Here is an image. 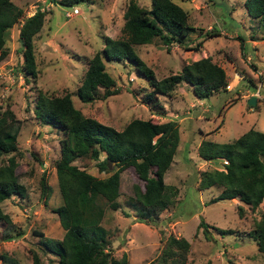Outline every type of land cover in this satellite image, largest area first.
I'll use <instances>...</instances> for the list:
<instances>
[{
	"label": "rangeland",
	"instance_id": "obj_1",
	"mask_svg": "<svg viewBox=\"0 0 264 264\" xmlns=\"http://www.w3.org/2000/svg\"><path fill=\"white\" fill-rule=\"evenodd\" d=\"M130 1L147 9L151 6V0H90L78 5L79 14L65 16L74 8L53 5L50 0H12L23 9L21 23L37 8L45 11V20L33 40L35 77H24L19 71L20 23L6 34L9 52L0 61V111L9 107L17 120L16 173L25 187L24 197L13 194L2 203L13 223L10 233L14 235L20 229L24 235L5 240L0 225V264H32L34 253L43 264H57L56 257L42 251L40 237L33 230L55 239L64 234L53 211L62 204L55 172L62 132L35 118L38 90L55 95L69 92L73 105L84 115L116 130L134 118L174 120L178 124L179 143L164 176L166 184L178 189L174 203L146 224L136 211L125 206L137 178L132 169L122 171L120 202L127 208L124 212L131 215L126 217L120 210L113 212L106 207L101 222L109 231L110 244L106 248L112 255L120 257L125 252L129 264H146L161 252L168 236L174 235L190 243L186 264H264V256L253 238L261 206L251 209L245 205L239 215L238 205L242 203L237 199L210 203L220 193V187L197 189L200 172L222 165V161L205 163L199 158L197 146L201 140L227 143L250 128L264 133V23L248 15L244 0H173L187 10V24L193 31L183 37L182 46L172 44L167 49L157 41L136 46L139 57L152 70L156 81L208 56L224 68L229 91L200 99L190 85L180 83L170 95L157 94L158 103L153 106L145 97L152 87L134 65L104 59L118 91L102 97L104 88L99 87L93 102L82 103L75 92L87 60L102 50L104 37H121L123 13ZM215 30L218 35L206 36V32ZM250 94L258 100L254 106L247 104ZM73 163L99 178L110 174L99 172L95 161L76 159ZM42 174L51 188L47 198L39 184ZM100 203L105 204L103 200ZM200 219L206 227L199 226ZM219 229L229 233L221 234Z\"/></svg>",
	"mask_w": 264,
	"mask_h": 264
},
{
	"label": "trees",
	"instance_id": "obj_2",
	"mask_svg": "<svg viewBox=\"0 0 264 264\" xmlns=\"http://www.w3.org/2000/svg\"><path fill=\"white\" fill-rule=\"evenodd\" d=\"M50 1L53 5L72 9L90 0ZM244 7L249 16L264 23V0H244ZM23 15V9L12 0H0V61L9 52L6 34L20 23L18 37L22 42L18 51L22 53V63L19 71L24 77H35L37 66L33 40L44 24L45 11L37 8L21 23ZM188 17L187 10L173 0H151L149 9L130 1L123 13L121 37H104L102 50L96 51L87 60V68L75 94L82 103H91L99 87L104 88L102 97L117 93L115 80L106 71L104 59L134 65L147 85L152 87L145 97L153 106L158 103L157 94L170 95L180 83L190 85L194 95L200 99L228 91L224 68L208 56L191 61L183 65L178 73L155 81L152 70L136 52V46L154 41L167 49L172 44L182 46L183 37L193 31L187 24ZM218 34L217 30L206 32L207 37ZM197 46L195 49H198ZM33 113L40 122L54 125L62 132L60 154L55 164L62 204L53 211L64 234L61 239H55L33 230L40 237L42 251L56 257L57 264H129L125 252L115 257L106 248L110 244L107 239L109 231L101 225L105 208L116 211L120 207L117 201L120 173L128 169H132L137 178L132 185L131 201L140 220L151 223L161 211L173 204L177 188L165 184L163 177L178 146L177 122L134 118L121 130H116L84 115L73 105L69 92L55 95L43 90L37 91ZM16 122L15 114L9 107L0 111V225L5 240L24 235V230L20 229L14 235L10 233L13 223L2 208V203L11 195L21 198L25 195V187L16 173ZM197 153L205 160H226L225 170L210 169L200 173L199 189L221 188L210 203L237 199L242 203L238 205L239 215L244 212V205L251 209L261 206L260 216L254 223L253 238L257 241L258 251L264 256V133L250 128L227 143L201 140ZM76 159L95 161L99 172L110 174L104 178L94 176L76 166L73 163ZM39 184L42 195L47 198L51 188L45 182V174L41 175ZM102 200L104 206L100 203ZM199 226L206 227L203 219H200ZM219 233L228 234L229 230L219 229ZM189 249L187 239L170 235L161 252L146 264H186ZM3 257L6 259V256ZM32 264H43L36 253L33 254Z\"/></svg>",
	"mask_w": 264,
	"mask_h": 264
},
{
	"label": "crops",
	"instance_id": "obj_3",
	"mask_svg": "<svg viewBox=\"0 0 264 264\" xmlns=\"http://www.w3.org/2000/svg\"><path fill=\"white\" fill-rule=\"evenodd\" d=\"M73 9V8H72ZM77 11H76V10ZM81 11H80V9H79V7L78 6H76V7H74V12L73 11H71V12H67L66 14H68V15H70V16H74V15H77V14H79ZM186 85H188V84H186ZM229 91V90H228ZM252 94V93H251ZM251 94L250 95H248V97H251ZM257 102H258V100L256 99V104H257ZM179 138H180V133H179ZM201 142V141H200ZM179 143V142H178ZM199 145V144H198ZM198 147V146H197ZM177 149V148H176ZM176 153V152H175ZM174 156H175V154H174ZM174 156H173V158H174ZM199 156V155H198ZM199 158H201L200 156H199ZM201 159H203V158H201ZM204 160V162L205 163H207V162H210V161H222V165H220V168H215V169H218V170H225V167H224V164L226 163V160H224V159H211V160H205V159H203ZM172 162H173V159H172ZM172 162H171V164H172ZM171 164H170V166H171ZM170 168V167H169ZM167 172V171H166ZM166 172H165V174H166ZM201 173V172H200ZM165 174H164V176H165ZM120 175H121V173H120ZM199 179H200V175H199V178H198V181H197V189L198 190H204V189H199V187H198V182H199ZM163 181H164V177H163ZM120 182H121V176H120ZM165 183V182H164ZM166 184V183H165ZM168 185V184H167ZM171 186H173V185H171ZM175 187V186H174ZM212 187H215V186H212ZM212 187H210V188H212ZM207 189H209V188H207ZM177 191H178V189H177ZM122 196V192L120 191V195H119V197L117 198V201L119 202V205H120V207L116 210V211H118V210H120L122 213H124V215H126V217H130V213H129V215L128 214H126V212H124L125 210L127 211V208L126 207H129V208H132L133 209V207H132V201H131V195L128 197V198H126V200H125V206L122 204V202H120V197ZM176 197V196H175ZM174 203V202H173ZM170 207V206H169ZM168 207V208H169ZM244 207H245V205H244ZM167 208V209H168ZM134 210V209H133ZM166 210V209H165ZM112 211V210H111ZM135 211V210H134ZM113 212H115V211H113ZM137 212V211H136ZM162 212V211H161ZM117 215V214H116ZM135 215V214H134ZM137 215V214H136Z\"/></svg>",
	"mask_w": 264,
	"mask_h": 264
},
{
	"label": "water",
	"instance_id": "obj_4",
	"mask_svg": "<svg viewBox=\"0 0 264 264\" xmlns=\"http://www.w3.org/2000/svg\"><path fill=\"white\" fill-rule=\"evenodd\" d=\"M21 42H22V41H21V39H20V43H21ZM255 103H256V96H251V97H249V99H248V101H247V104H248L249 106H254Z\"/></svg>",
	"mask_w": 264,
	"mask_h": 264
},
{
	"label": "built area",
	"instance_id": "obj_5",
	"mask_svg": "<svg viewBox=\"0 0 264 264\" xmlns=\"http://www.w3.org/2000/svg\"><path fill=\"white\" fill-rule=\"evenodd\" d=\"M66 15H68V14H66Z\"/></svg>",
	"mask_w": 264,
	"mask_h": 264
}]
</instances>
